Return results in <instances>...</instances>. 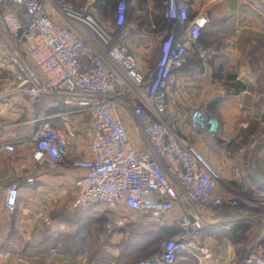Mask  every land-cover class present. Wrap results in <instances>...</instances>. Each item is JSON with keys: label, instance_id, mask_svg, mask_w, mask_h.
<instances>
[{"label": "built area", "instance_id": "2783aa9c", "mask_svg": "<svg viewBox=\"0 0 264 264\" xmlns=\"http://www.w3.org/2000/svg\"><path fill=\"white\" fill-rule=\"evenodd\" d=\"M126 4L117 0L113 19L98 20L89 4L76 8L63 0H0V57L9 68L0 83V102L24 101L32 108L37 100L53 96L62 99L69 113L86 114L87 156L81 152L79 131L67 118L64 131L47 117L37 118L31 133L18 142L29 145L36 164L46 170L68 159L71 167L83 170L72 209L101 207L116 216L109 230L134 218L129 214L143 223L177 228L140 262L174 264L178 258H198L193 247L199 232L219 222L222 208L247 205L264 214V192L240 165L230 168L232 183L224 182L196 149V142L224 141L217 118L205 105L183 113L171 109L175 73L192 55L202 64L215 55L199 41L207 14L191 16L185 0H162L170 26L153 35L150 46L156 57L151 65H140L128 44L132 27ZM125 116L133 119L137 139ZM0 149L13 152L15 145L6 141ZM17 203L18 185L7 183L4 208L12 213ZM40 217L49 224L48 217ZM256 248L247 262L264 264L259 256L264 237Z\"/></svg>", "mask_w": 264, "mask_h": 264}, {"label": "crops", "instance_id": "0c3cea01", "mask_svg": "<svg viewBox=\"0 0 264 264\" xmlns=\"http://www.w3.org/2000/svg\"><path fill=\"white\" fill-rule=\"evenodd\" d=\"M161 1L126 0L127 22L132 27L128 44L140 65H151L156 57L155 48L150 46L153 35L170 26L163 16ZM185 2L191 16L201 11L207 14L208 23L201 31L199 41L215 55L206 64L192 55L175 73V86L170 91L173 97L171 109L183 113L190 107L205 105L209 115L217 118L220 137L224 141L196 142L195 147L207 158L223 159V167L216 160L211 161L215 165L213 169L221 176L227 173V166L228 170L232 167L225 161L232 141L240 136L259 134L254 163L249 164V172L247 169L246 172L252 184L264 192V182L253 175L254 170L264 179V0ZM95 3L98 0H86L83 5H91V12L98 20L113 19L116 2L106 16L103 15L104 9L101 11ZM8 76L9 68L0 57V83ZM52 97L37 100L32 108L24 101L0 102V144L11 141L15 145L13 152L0 149V264H140L156 251L145 250L142 255L129 257L134 254L128 249L127 259L118 261V247L106 246L114 259L97 256L103 244L102 219H90L95 224L87 227L89 244L83 242L76 245L69 240L82 235L87 221L83 215L102 210L99 206L80 211L72 209L76 181L84 171L71 167L69 159L53 170H46L36 164L30 146L18 142L20 137L31 133L37 118L47 117L51 125L60 131L65 130L64 119L67 118L80 133L82 154L88 155L85 130L89 117L81 112L69 113L67 107L60 106V103L57 105ZM23 108L30 124L8 129L7 124L16 122ZM124 119L133 138L137 139L133 119L128 116ZM223 181L232 183V178ZM10 182L18 185V203L12 213L3 205L5 185ZM218 190L221 191V188ZM223 193L228 198L232 197L231 193ZM177 214L178 211H175L171 216ZM42 215L48 217L49 224L42 222ZM218 216L217 224L199 232L193 247L198 258L190 255L187 259L178 258L174 264H248L247 257L252 247L258 251L256 245L262 243L264 237V214L241 205L232 209L222 208ZM115 219L109 217L105 227ZM132 223L150 227L155 232L159 230L158 249L161 243L176 233L173 226L143 223L135 217L127 219L123 226L117 228ZM238 224L241 227L238 228ZM130 228L128 225L126 229ZM123 235L119 230L111 233L110 245L116 244ZM55 237L68 240L64 245H55L50 242ZM259 256L264 258V250Z\"/></svg>", "mask_w": 264, "mask_h": 264}, {"label": "trees", "instance_id": "16d2710c", "mask_svg": "<svg viewBox=\"0 0 264 264\" xmlns=\"http://www.w3.org/2000/svg\"><path fill=\"white\" fill-rule=\"evenodd\" d=\"M102 1L104 2L105 0H98V3L96 4V7L100 9L101 11L104 9V6L102 4ZM61 101V100H60ZM60 106H64L62 102H60ZM66 107V106H65ZM108 214L109 212L106 210H100L97 212H91L89 214L83 215L84 217H87V221L85 222L84 225V231H82V235H78L77 237H73L69 240L72 241V244L75 242L76 245H81L83 242L89 244L90 242L88 241V238L86 237L87 232V227L89 228L90 226L95 224V221H91L90 219H97L96 221L102 219L103 226H102V234H103V244L101 248V252L99 253V257L103 259H114L112 254L110 253L109 250H107L106 246L110 247H118L119 249V256L117 260L119 261L120 259L126 260L127 253L126 251L131 249V252L134 254L129 257L133 256H138L142 255L145 250L152 252L154 249H156L159 246V240H160V233L159 230L158 232H155L154 230L150 229V227H145V226H140L137 225L136 223L132 224H127L131 226L130 229L124 228H115L113 230H109L108 228L105 227V222L108 220ZM238 228L241 227L240 224L236 225ZM121 231L123 232V237L116 243V244H111L109 242V238L111 236V233L114 231ZM177 232V228L175 229ZM66 238H61V237H55L50 239V242L54 243L55 245H64L66 242ZM73 246V245H72ZM128 257V258H129ZM126 258V259H125ZM249 264V263H248Z\"/></svg>", "mask_w": 264, "mask_h": 264}, {"label": "rangeland", "instance_id": "374dc122", "mask_svg": "<svg viewBox=\"0 0 264 264\" xmlns=\"http://www.w3.org/2000/svg\"><path fill=\"white\" fill-rule=\"evenodd\" d=\"M63 1L71 4L73 7L79 8V7H82V5L84 4V2L86 0H63ZM116 1L117 0H107L104 2V4H103V6H104L103 15L106 16L107 11H109V12L111 11V8ZM126 7H127V4H126ZM57 18L60 19L59 17H57ZM52 98H53L52 101L57 103V105H58V103L61 102L60 100H62L60 97H52ZM18 117L19 118H16L17 119L16 122H14L12 124L11 123L7 124L8 129H10L11 127H17V126H21V125H29L30 124L29 123L30 119L25 114V108H23L22 114H20ZM258 135L259 134H256L252 137H249L248 135L244 136V137L240 136L239 138H236V140H233L232 144H231V148L229 150V154L226 156L225 161L229 162L231 164V166L241 164L244 171H247L249 169V164L253 165V163H254L255 149L257 147V144L259 143L258 141L260 138V137L258 138ZM204 158L208 162V164H210V166L214 169H215V167H214L215 165L211 161L215 162V160H216L217 163L221 167H223V165H224L223 164L224 161L222 158L214 157L213 160H212V158L210 159V158H207L206 156H204ZM226 170H227V173L224 172L225 176H221V174H219V172L216 171V173L219 175V177L225 181L232 178L231 174H229V176L227 175L228 172L230 173V170H228V166H227ZM248 172H249V170H248ZM227 178H229V179H227ZM108 217H116V216L109 213ZM128 217H139V216H135L134 214H129ZM108 248H110V247L108 246ZM157 250H158V247L156 249H154L153 251H157ZM120 260H122V259H120Z\"/></svg>", "mask_w": 264, "mask_h": 264}, {"label": "water", "instance_id": "95a60500", "mask_svg": "<svg viewBox=\"0 0 264 264\" xmlns=\"http://www.w3.org/2000/svg\"><path fill=\"white\" fill-rule=\"evenodd\" d=\"M253 175H254L255 177H257L258 179H260L261 181L264 182V179L261 178V177L256 173V171H254V170H253Z\"/></svg>", "mask_w": 264, "mask_h": 264}]
</instances>
